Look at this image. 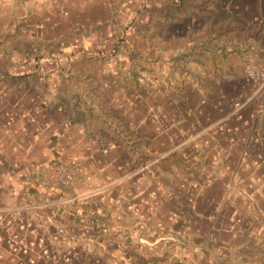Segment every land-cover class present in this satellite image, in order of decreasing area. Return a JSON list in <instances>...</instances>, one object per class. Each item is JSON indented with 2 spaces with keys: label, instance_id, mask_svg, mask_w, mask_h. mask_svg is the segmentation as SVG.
I'll list each match as a JSON object with an SVG mask.
<instances>
[{
  "label": "crops",
  "instance_id": "0c3cea01",
  "mask_svg": "<svg viewBox=\"0 0 264 264\" xmlns=\"http://www.w3.org/2000/svg\"><path fill=\"white\" fill-rule=\"evenodd\" d=\"M142 1L130 6L137 17L131 39L136 25L151 23L148 45L155 49L148 55L164 64L153 90L128 87L129 73L118 67L114 74L89 68L85 81L62 87L68 76L61 78L54 58L39 59L41 66L8 58L0 69V264L62 256L71 264H219L220 202L196 192L181 201L184 182L179 197L153 169H129L124 159L139 152L132 144L146 138L127 128L147 125L154 141L185 143L172 126L198 125L199 111L230 109L245 94L239 81L249 59L264 65V0H148L140 11ZM118 2L0 0L1 46L19 50L18 39L56 44L61 30L83 25L95 48L103 40L98 24ZM211 74L226 81L213 85ZM150 108L163 113L151 117ZM61 162L80 164L85 182L50 183V165Z\"/></svg>",
  "mask_w": 264,
  "mask_h": 264
},
{
  "label": "rangeland",
  "instance_id": "374dc122",
  "mask_svg": "<svg viewBox=\"0 0 264 264\" xmlns=\"http://www.w3.org/2000/svg\"><path fill=\"white\" fill-rule=\"evenodd\" d=\"M133 2L135 0H119V7L110 19L107 14L102 17L106 22L98 24V27H103L97 28L103 36V40L96 39V42L101 41L99 46H89L86 43L89 41V33L83 25H77L76 28L61 30V38L56 44H45L44 41L34 39H18L16 46L20 49L12 48L10 51L0 43V69L4 71L12 62V59L9 62L8 58H27L29 63L34 62L36 66L39 63L41 66V58H54L58 61L61 78L63 73L68 76L67 79H60L62 87H67V82L71 80H74L75 84L85 81V72L89 71V68L101 71L105 67V71L114 74L118 67L129 73L128 78L124 80L128 87L133 85L143 92L153 90L154 80L161 81L164 76V64L159 62V59L152 58L153 54L148 55L155 49L148 45V30L151 26L148 20L136 25L135 40L131 39L136 21V16L130 11ZM140 6V11H146L148 0H143ZM61 10L68 16L69 8L64 7ZM79 18L80 21L84 20L83 15L76 16L77 21ZM256 62L264 67L260 62ZM246 67L244 78L239 81L245 94H241L233 106L228 105L230 109L224 110L221 106L217 110L199 111L198 114L203 113L204 117L199 120L198 125L188 120L172 126L173 133L181 134L182 138L187 136L188 142L164 143L158 136L154 141L148 138L151 132L147 125L137 129L127 128L130 133L138 131L146 138L137 145L132 144L138 147L139 152H133L124 159L129 169H153L157 181L161 185L165 183L166 186L172 187V191L178 193L179 197L181 194L178 182H184V196L181 201L186 198L189 200L190 195L196 192L198 198H204L205 202H220L224 221H221L219 226V264H264V90L254 95L252 82L245 73ZM213 76L211 74L207 79L213 85L217 86L226 81L224 78ZM31 80L41 82L35 77ZM107 81L113 84L116 80L112 77ZM154 86L159 87L158 84ZM213 106L217 108V104ZM150 111L151 117H159L157 113H163L152 108ZM150 111L141 109L140 114H148ZM167 112L170 116L174 115L175 119L179 118L181 113L177 110ZM192 135H197L198 138L190 140ZM57 164L75 170L79 175L78 179L82 177L76 184L84 183L87 179L80 164ZM57 164L50 165V171L51 167ZM48 176L50 183H53L52 171L51 174L48 172ZM54 183L63 184L57 180ZM159 189L158 183L157 191ZM179 197H176L177 200ZM225 218H229L230 222ZM67 258L70 257L48 258L43 262L71 264Z\"/></svg>",
  "mask_w": 264,
  "mask_h": 264
},
{
  "label": "built area",
  "instance_id": "2783aa9c",
  "mask_svg": "<svg viewBox=\"0 0 264 264\" xmlns=\"http://www.w3.org/2000/svg\"><path fill=\"white\" fill-rule=\"evenodd\" d=\"M245 73L247 78L252 82L254 95L260 94L264 90V67L258 65L253 58H250ZM51 168L53 178L60 183L74 185L76 182L82 180V177L78 179L79 175L76 174L75 170H71L66 165L57 164Z\"/></svg>",
  "mask_w": 264,
  "mask_h": 264
}]
</instances>
